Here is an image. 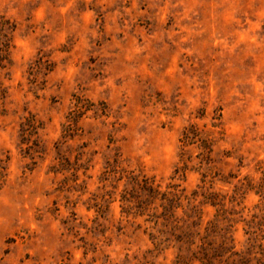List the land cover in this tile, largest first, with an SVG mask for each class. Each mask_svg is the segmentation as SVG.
<instances>
[{
  "label": "rangeland",
  "instance_id": "374dc122",
  "mask_svg": "<svg viewBox=\"0 0 264 264\" xmlns=\"http://www.w3.org/2000/svg\"><path fill=\"white\" fill-rule=\"evenodd\" d=\"M263 171L264 0H0V264H261Z\"/></svg>",
  "mask_w": 264,
  "mask_h": 264
},
{
  "label": "trees",
  "instance_id": "16d2710c",
  "mask_svg": "<svg viewBox=\"0 0 264 264\" xmlns=\"http://www.w3.org/2000/svg\"><path fill=\"white\" fill-rule=\"evenodd\" d=\"M4 46H7L8 47V45H5V44H4ZM188 136L189 135L185 134V136H184L185 138L184 139L187 140L188 139ZM263 174H264V171H263ZM262 182L263 183L261 184V188H263L264 177L262 178ZM161 198L166 201V204L163 205V207L165 209V213L166 214H169L170 216H174L175 209L178 206H180V203L178 202L179 196H177L176 194H173L172 197H167V195L163 194ZM232 254H238V253L237 252H233ZM240 260L242 262H244L245 261V258L242 257V258H240ZM258 262H260V259L258 260ZM260 263L261 264H264V261H261Z\"/></svg>",
  "mask_w": 264,
  "mask_h": 264
}]
</instances>
